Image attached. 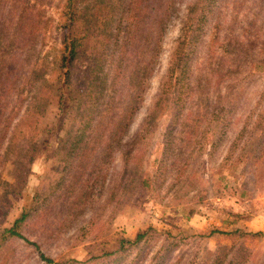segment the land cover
<instances>
[{"label":"trees","instance_id":"1","mask_svg":"<svg viewBox=\"0 0 264 264\" xmlns=\"http://www.w3.org/2000/svg\"><path fill=\"white\" fill-rule=\"evenodd\" d=\"M46 7L45 0H0V166L10 158L16 165V183L3 184L0 204L10 196L24 194L30 165L36 160L38 122L50 104L59 110V128H63L54 153L61 176L50 195L70 200L65 206L74 216L98 204L106 187L115 184L118 176L117 184L123 188L112 191V195L129 191L139 182L145 148L142 140L156 120L170 110L176 113L173 128L185 130L187 126L181 123L198 120L194 118L199 114L194 107L198 100L207 109L215 99H223L229 105L226 112L239 122L237 138L244 132L252 97H246L251 91L249 83L243 86L241 80L243 74L255 76V58L262 56L264 60V0H59L55 8V29L61 45L58 73L49 78L37 74L39 50L46 33L52 31H48L50 22L55 21L44 18ZM175 22L179 26L177 45L169 53L157 95L130 139L131 125L146 101L147 77L156 76L162 69L165 37ZM232 45L239 51L238 64L218 52L220 48L231 51ZM236 85L239 89L233 91ZM225 121L226 128L230 119ZM171 134L169 131L163 136L167 144L178 137ZM211 136L215 133L204 146L212 142ZM39 193L37 188L19 217L1 230L0 242L19 239L37 252L43 264H58L43 251L39 240H30L19 230L32 216L45 215ZM57 234L58 225L52 224L46 227L45 236L38 238L51 240ZM147 234L139 232L133 239H103L100 242L109 248H99L83 261L70 259L60 264H124L131 255L128 264H172L179 244L171 242V232L163 231L157 237L162 239L161 245L153 255L149 243L145 250L136 249L147 243ZM215 234L246 235L240 230L215 228L208 236ZM252 235L262 238L264 232ZM186 237L178 241L185 242Z\"/></svg>","mask_w":264,"mask_h":264},{"label":"rangeland","instance_id":"2","mask_svg":"<svg viewBox=\"0 0 264 264\" xmlns=\"http://www.w3.org/2000/svg\"><path fill=\"white\" fill-rule=\"evenodd\" d=\"M58 1L45 0L47 7L43 12L44 18L55 19L50 22L48 31H52L46 33L44 45L39 50L41 66L37 74L45 78L58 73L56 68L61 48L59 31L55 29L58 18L55 8ZM178 36L179 26L178 22H175L165 37V52L160 62L162 69L156 76L147 77L146 101L131 125L130 139L143 122L150 101L157 95L160 76L168 62L169 53L177 45ZM231 47V51L220 48L218 52H224L238 64L239 51L233 45ZM262 60V56L255 58L258 63L252 72L255 76L242 75V85L249 83L248 87L251 89V93L248 92L246 97H252V108L245 114V130L239 138V122L237 119L233 120L234 117H230V113L226 112L229 105L227 106L223 99H215V103L212 102L207 109L203 102L198 100L194 104L199 111L194 118L198 120L196 123H181L187 126L185 130L180 127L173 128L176 124V113L170 110L156 120L142 140L145 148L139 182L129 191L119 190L112 195V191L123 188V184H117L118 176L115 184L106 187L103 199L98 204L96 202L94 206L86 208L85 213L79 216L67 212L68 207L65 205H69L70 200H57L56 196L50 195V189L61 176L60 167H57L60 162L59 159L55 160L54 153L58 147V135L60 131L61 134L63 132V128H59L60 112L50 104L38 122V135L34 141L36 160L30 165L31 174L24 194L21 197L10 196L6 202L0 204V232L19 217L21 210L30 204L32 195L38 188L39 205H45V215L32 216L19 230L30 240H39L43 251L58 264L70 259L83 261L95 255L99 248H109L100 242L103 239H133L139 232L148 233L145 237L147 243H141L136 249L141 251L149 243L153 247L150 255H153L161 245L162 239L157 237L166 230L171 232V242L179 244L173 256H182H176L172 264H176L177 260V264H264V237L252 235L264 232ZM239 77L241 76L232 78ZM42 80L39 78V83ZM237 89L239 86L236 85L233 91ZM224 92L222 87V96ZM187 107L189 104L186 103ZM228 118L230 122L225 128V120ZM169 131L171 136L176 134L178 137L167 144V139L163 136ZM212 132L216 137L211 136L212 142L204 146L208 144ZM212 148L215 149L211 151ZM15 166L14 158L8 159L0 166V197L5 184L9 186L16 183ZM70 189L73 197L74 186ZM63 219L68 222L63 224ZM52 224L58 225L56 237L51 240L39 239L38 237L45 236L46 227ZM215 228L223 232L240 230L246 235L208 236ZM183 235L187 236L185 242H179ZM132 257L133 255L126 257L124 264H128ZM0 264L43 263L30 246L19 239H10L0 242Z\"/></svg>","mask_w":264,"mask_h":264}]
</instances>
